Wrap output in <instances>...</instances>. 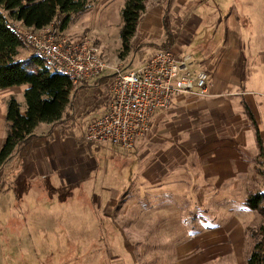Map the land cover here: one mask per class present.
Segmentation results:
<instances>
[{
	"label": "crops",
	"instance_id": "obj_1",
	"mask_svg": "<svg viewBox=\"0 0 264 264\" xmlns=\"http://www.w3.org/2000/svg\"><path fill=\"white\" fill-rule=\"evenodd\" d=\"M125 2L110 0L111 8L118 7L121 11ZM168 3L170 11L180 17L173 32L170 29L174 37L171 49L177 57L190 56L193 71L208 74V94L176 97L166 109L170 110L167 115L173 121L171 127L156 129L152 144L143 148L148 201L158 199L169 206V211H165V203L160 202L159 208H149L148 217L158 226L159 216L170 213L173 218L168 224L173 225L172 231L194 234L174 244L172 264H247L246 227L250 217L241 216L232 204L242 203L246 213L251 211L244 201L259 148L246 106L256 118L264 141V12L253 13L254 17L230 15L233 6L234 11L245 7L242 0H168ZM248 4L255 6L252 0ZM154 9L145 12L144 19L145 13L142 15L132 40V44L137 39L141 41L136 47L139 66L164 43L154 41L167 38L165 25L172 14L167 15L158 6ZM88 11L71 17L73 22L64 32L72 43L81 41L76 32L85 26L93 30L96 26L111 25H79ZM258 43L262 45L258 47ZM111 76L110 70L101 78L76 86L63 118L54 125L40 124L33 139L9 163L19 158L23 177L29 180L54 172L68 180L72 156L81 143L78 135L81 131L72 126L77 121L83 123L84 127L87 125L86 132L93 120L108 111ZM163 112L166 111L152 116V128L154 118ZM151 132L152 129L145 138ZM6 135L0 136V147ZM163 135L178 138L181 143L175 144L170 139V143L159 145L157 142ZM63 159L66 160L62 162Z\"/></svg>",
	"mask_w": 264,
	"mask_h": 264
},
{
	"label": "rangeland",
	"instance_id": "obj_2",
	"mask_svg": "<svg viewBox=\"0 0 264 264\" xmlns=\"http://www.w3.org/2000/svg\"><path fill=\"white\" fill-rule=\"evenodd\" d=\"M243 1L245 7L234 11L233 6L230 15L250 14L254 17L253 13L264 12V0H252L255 4L252 7L248 0ZM89 3L90 9L79 25H111L96 26L93 30L85 26L76 32V38L77 34L78 40L91 37L110 65L122 70L137 69L140 58L136 47L141 41L135 40L133 51L129 56H123L121 11L118 7L111 8L110 0H89ZM169 3L168 0H148L146 12L158 6L167 15L171 13L167 21L173 32L175 21L180 17L170 11ZM145 16L146 13L143 19ZM164 40L165 36L154 42L162 44ZM260 45L262 43L257 44ZM31 54L33 51L26 47L22 57ZM27 88L28 85H24L0 91V136L7 134L8 99L15 96L25 113L24 91ZM169 111L154 118L152 132L147 138L140 140L133 150L125 151L84 141L87 125L73 122L72 127L81 131L78 134L81 143L72 156L68 180L58 172L41 179H26L19 158L5 165L0 171V264H172L174 244L194 234L172 231L173 225L168 224L173 218L170 213L161 216L162 219L159 216L158 226L150 215L148 217L149 208H159L160 202L165 203V211H169V206L158 199L153 203L148 201L143 149L148 143L152 144L156 129L171 127L173 121L168 118ZM262 118L264 120V111ZM170 139L175 144L181 143L178 138L168 135H163L157 143L168 144ZM260 168L264 171V166ZM251 175L247 192H264V177L255 173L254 166ZM170 201L174 202L173 199ZM232 207L241 216L250 217L246 229L255 230L260 225L262 219L257 212L246 213L242 203H234ZM249 237L248 234L246 246L251 249L254 240Z\"/></svg>",
	"mask_w": 264,
	"mask_h": 264
},
{
	"label": "trees",
	"instance_id": "obj_3",
	"mask_svg": "<svg viewBox=\"0 0 264 264\" xmlns=\"http://www.w3.org/2000/svg\"><path fill=\"white\" fill-rule=\"evenodd\" d=\"M89 9V0H0V91L28 85L24 91L25 114L15 96H11L6 103L8 131L0 149V171L33 139L34 130L40 124L54 125L63 118L76 88L73 80L51 69L40 55L34 53L22 57L28 45L15 29V24L22 23L37 31L59 20L65 31L73 15ZM146 10L147 0H126L121 10L123 25L120 37L124 57L132 51V40ZM165 27L167 38L158 47L161 50L174 45V37L167 23ZM246 113L254 127L259 148L254 171L264 177V171L260 168L264 166L262 133L248 106ZM244 203L262 219L255 230L246 229L249 238L254 240L253 247L246 250V263L264 264V192L249 190Z\"/></svg>",
	"mask_w": 264,
	"mask_h": 264
},
{
	"label": "built area",
	"instance_id": "obj_4",
	"mask_svg": "<svg viewBox=\"0 0 264 264\" xmlns=\"http://www.w3.org/2000/svg\"><path fill=\"white\" fill-rule=\"evenodd\" d=\"M62 26L58 20L37 31L22 23H16L15 29L33 53L75 86L111 70L108 111L88 126V143L133 150L151 131L152 116L170 108L176 97L208 94V74L193 71L190 56L177 57L171 48L159 50L137 69L122 70L104 60L91 37L72 43Z\"/></svg>",
	"mask_w": 264,
	"mask_h": 264
}]
</instances>
